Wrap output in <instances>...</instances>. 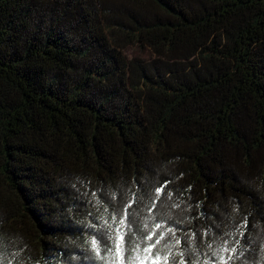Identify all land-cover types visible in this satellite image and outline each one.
<instances>
[{
  "label": "trees",
  "instance_id": "16d2710c",
  "mask_svg": "<svg viewBox=\"0 0 264 264\" xmlns=\"http://www.w3.org/2000/svg\"><path fill=\"white\" fill-rule=\"evenodd\" d=\"M118 228L264 264V0H0V264H120Z\"/></svg>",
  "mask_w": 264,
  "mask_h": 264
},
{
  "label": "snow or ice",
  "instance_id": "6c2138e0",
  "mask_svg": "<svg viewBox=\"0 0 264 264\" xmlns=\"http://www.w3.org/2000/svg\"><path fill=\"white\" fill-rule=\"evenodd\" d=\"M159 191V189H158ZM105 224H107V221H105ZM109 239L113 240L115 249H116V255L120 258V264H124V233H122L119 228L116 230V236L115 237H111L109 236ZM148 239H151V237L149 236ZM92 243V248L93 250L96 252L97 256H99L100 254V248L98 246V243L96 241L95 238L92 239L91 241ZM147 251H150L151 249H146ZM153 264H156V261L153 260Z\"/></svg>",
  "mask_w": 264,
  "mask_h": 264
},
{
  "label": "rangeland",
  "instance_id": "374dc122",
  "mask_svg": "<svg viewBox=\"0 0 264 264\" xmlns=\"http://www.w3.org/2000/svg\"><path fill=\"white\" fill-rule=\"evenodd\" d=\"M136 54H137V51H136V50H131V51H129V53H128V57L135 56ZM139 56L143 57L141 54H140Z\"/></svg>",
  "mask_w": 264,
  "mask_h": 264
}]
</instances>
